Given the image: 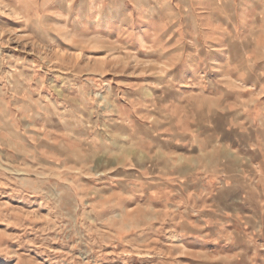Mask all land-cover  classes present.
<instances>
[{
  "label": "rangeland",
  "instance_id": "rangeland-1",
  "mask_svg": "<svg viewBox=\"0 0 264 264\" xmlns=\"http://www.w3.org/2000/svg\"><path fill=\"white\" fill-rule=\"evenodd\" d=\"M256 43L264 0H0V264H264V146L210 135Z\"/></svg>",
  "mask_w": 264,
  "mask_h": 264
},
{
  "label": "crops",
  "instance_id": "crops-1",
  "mask_svg": "<svg viewBox=\"0 0 264 264\" xmlns=\"http://www.w3.org/2000/svg\"><path fill=\"white\" fill-rule=\"evenodd\" d=\"M235 39L240 43L242 52L245 51L246 39ZM255 48L262 50L264 45L256 43ZM225 49L230 50V46ZM234 80L239 84L230 88L245 93L238 92L234 97L225 100L223 111L217 116L213 114L211 124L214 130L210 135L223 145L264 146V75L256 76L255 79L238 76ZM249 97L255 99L248 101Z\"/></svg>",
  "mask_w": 264,
  "mask_h": 264
}]
</instances>
